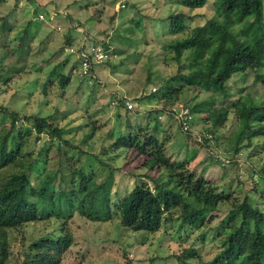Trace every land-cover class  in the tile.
<instances>
[{"label": "rangeland", "instance_id": "rangeland-1", "mask_svg": "<svg viewBox=\"0 0 264 264\" xmlns=\"http://www.w3.org/2000/svg\"><path fill=\"white\" fill-rule=\"evenodd\" d=\"M176 13L186 16L185 28L171 35L167 20ZM214 17L213 0L193 11L174 0H0V136L9 129L12 114L13 131H20L19 155L0 171V180L21 170L31 187L50 181L51 188L62 190V181H73L78 190L87 174L100 181L111 172L113 208L104 223L73 214L63 225L50 217L0 230L6 254L2 264H25L34 242L62 235L70 243L56 264H208L239 225L242 201L264 216V137L245 138V123L233 105L247 97V102L264 101V53L257 68L225 82V97L215 96L214 108L227 112L220 127H212L204 112L190 113L210 94L186 87L176 97L159 92L178 71H189L190 52L176 61L169 46ZM262 17L264 21V4ZM215 33L216 49L231 38L228 31ZM67 35L74 37L69 46ZM82 40L108 51L87 77L80 76L76 58L67 51ZM64 77L69 81L61 89ZM126 102L132 104L130 110ZM183 111L185 126L179 118ZM33 117L46 119L60 137L36 134ZM130 131H138L140 143L153 137L145 146L148 157L135 149H110ZM161 155L183 163L224 198L201 214L194 211L196 205L181 200L164 214L157 232L128 231L119 226L115 206L136 183L151 189L148 179H156V173L148 160ZM17 203H9L10 221ZM187 251L194 255L184 260ZM249 262L264 264V258Z\"/></svg>", "mask_w": 264, "mask_h": 264}, {"label": "trees", "instance_id": "trees-1", "mask_svg": "<svg viewBox=\"0 0 264 264\" xmlns=\"http://www.w3.org/2000/svg\"><path fill=\"white\" fill-rule=\"evenodd\" d=\"M174 3L187 11H193L203 7L206 0H174ZM263 4L264 0H213L215 19L192 29L191 36L169 46L176 61L182 52H190L187 65L189 71L185 74L178 71L164 82L159 92L176 97L177 92L186 87L187 90L191 88L210 94L204 104L193 105L190 113L204 112L212 127H220L227 112L221 107L214 108L215 96L225 97V82L232 75L257 68L264 53V45L261 44L264 40ZM185 20L186 16L181 13L171 15L167 20L168 33L174 35L182 32ZM233 27L240 29L233 32ZM215 31L223 34L228 31L231 36L225 39L218 49ZM73 41L74 37H65L66 45H71ZM90 44L100 45L106 53L108 52L107 47L100 43ZM62 65L63 63L60 64ZM68 81V77L60 79L61 89L66 87ZM248 99L249 97L246 98L247 101ZM246 100L233 104L236 106L234 112L238 116L237 119L245 123V138L251 140L264 137V101L258 103ZM31 120L36 134L45 131L50 136L60 137V130L51 128L46 119L33 117ZM14 121L15 115L12 114L9 129L0 136V171L13 165L19 155L17 134L20 131L18 130L17 134L13 131ZM138 131H130L119 137L110 145V149H135L137 153L148 157L145 146L154 139L148 137L147 141L140 143ZM8 143H11V147L7 148ZM148 161L149 169L156 173V179H148L152 182L151 189L142 181L136 183L118 201L114 213L120 227L131 232L153 234L159 230L164 214L177 207L181 200L196 205L198 209L194 211L199 214L212 209L217 202L223 200L224 197L209 189L208 182L195 178L188 172L183 163L172 162L168 156L163 155L151 157ZM62 183V190L51 188L50 181L39 187H31L21 170L10 174L4 181L0 180V230L50 217L61 219L63 225L73 214L93 223L108 222L112 218L111 172L100 181L95 175L87 174L78 190L73 181ZM205 186L208 187L204 190ZM12 200L18 203L16 217L10 221L9 203ZM238 212L239 225L228 236L226 247L208 264H248L252 259L254 263H258L264 258V216L246 201H242L238 206ZM1 233L3 237L4 232ZM69 243L70 238L67 235L55 239H40L30 246V252L24 262L56 264L55 260L66 250ZM184 255V260L189 259L194 255V251H187ZM5 258L4 242L1 241L0 264Z\"/></svg>", "mask_w": 264, "mask_h": 264}, {"label": "built area", "instance_id": "built-area-1", "mask_svg": "<svg viewBox=\"0 0 264 264\" xmlns=\"http://www.w3.org/2000/svg\"><path fill=\"white\" fill-rule=\"evenodd\" d=\"M68 53L73 54L76 58V65L80 76L87 77L91 74V70L95 65H99L107 56L106 52L99 46L93 44H85L82 40L75 48H68ZM127 110H130L132 104L125 103ZM183 116L182 126H185V120L188 119L186 112L183 111L179 118Z\"/></svg>", "mask_w": 264, "mask_h": 264}]
</instances>
